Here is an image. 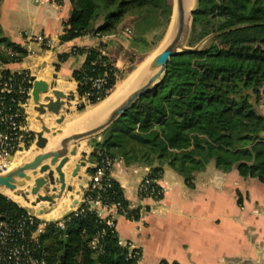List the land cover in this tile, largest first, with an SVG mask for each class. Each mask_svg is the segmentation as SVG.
Returning <instances> with one entry per match:
<instances>
[{
	"label": "trees",
	"instance_id": "trees-1",
	"mask_svg": "<svg viewBox=\"0 0 264 264\" xmlns=\"http://www.w3.org/2000/svg\"><path fill=\"white\" fill-rule=\"evenodd\" d=\"M70 3L71 15L61 42L112 34L127 23L138 39L146 40L149 32L156 33L158 27L164 30L171 17L168 0ZM159 20H163L161 25ZM216 32L221 33L213 36ZM10 45V53L0 51V65L21 61L28 53L21 45ZM188 45L194 48L171 57L160 84L142 94L101 133L91 159L98 161L106 154L127 163L140 162L151 167L152 178H159L168 165L189 185L194 174L213 161L223 171L237 166L241 176L264 183V0H196ZM105 48L104 43L77 48L86 59L73 71V77L80 98L88 96L78 105L79 110L106 99L125 75L103 53ZM59 56L64 60L68 55ZM105 74L108 82L97 90L93 80ZM24 84L31 86L28 80ZM21 120L24 122V116ZM94 169H89L91 174ZM99 195L104 203L120 202L121 209L139 217V210L129 208L113 178L104 191L87 188L84 192L87 199ZM26 213L25 207L0 192V220L16 223ZM61 222L63 227L58 222L47 223L38 236L35 253L47 264H138L129 257L128 248L118 244L117 232L88 203L82 202ZM40 224L36 218L27 235L36 233ZM97 236L99 244L94 247L92 241Z\"/></svg>",
	"mask_w": 264,
	"mask_h": 264
},
{
	"label": "crops",
	"instance_id": "crops-1",
	"mask_svg": "<svg viewBox=\"0 0 264 264\" xmlns=\"http://www.w3.org/2000/svg\"><path fill=\"white\" fill-rule=\"evenodd\" d=\"M71 10L70 0H63L62 3L56 0H42L40 3L34 0H0V51L10 53V44L21 45L28 51L21 61L0 65L10 72L24 75L31 83L29 97L20 109L25 119V133L29 137L33 135V138L28 146L22 145L15 153L16 161L35 146L34 132L41 130L42 126L31 95L35 80L46 81L51 88L50 95L53 90H59L69 97L67 111L63 110L64 122L57 123V116L47 113L42 116L45 123L69 131L66 125L73 120L78 117L89 119L86 127L77 130L80 131L89 127L100 116L101 110L115 105L124 96L127 91L120 93L111 104H106L105 109H100V105L137 70L126 76L127 72L123 70L127 64L133 63L136 57L144 55L149 49L147 42L154 32H149L146 40L138 39L130 23L112 34L84 35L61 42L60 36ZM27 33L48 37L55 46L46 48L42 42L29 39ZM101 43L106 45L104 52L125 75L106 99L79 110L78 105L82 101L73 71L84 64L86 54L77 51V48L97 47ZM63 53L68 56L60 60L59 55ZM100 135L81 141L78 153L70 155V161L63 168L68 189L62 197H55L52 205L47 201L32 205L22 197H12L41 220L36 232L38 236L47 223H60L63 217L80 207L91 180L89 169L94 168L97 162L90 155ZM28 159L14 162L13 166ZM80 160H85L86 164L81 165L77 175L73 176L72 171ZM150 168L140 162L127 163L119 158L111 173L129 204L139 210L137 220L122 215L116 218L118 236L132 240L140 248L139 264H161L163 261L167 264H264L263 182L256 177L241 176L237 166L226 172L211 161L204 170L194 174L189 185L174 168L165 165L158 180L163 189L162 198H140L139 184ZM42 175L33 176L27 185H33L34 178ZM56 187L57 190L51 191V194L59 192L60 184L57 183ZM40 193L45 192L41 190ZM29 197L32 201L36 195L30 194Z\"/></svg>",
	"mask_w": 264,
	"mask_h": 264
},
{
	"label": "water",
	"instance_id": "water-1",
	"mask_svg": "<svg viewBox=\"0 0 264 264\" xmlns=\"http://www.w3.org/2000/svg\"><path fill=\"white\" fill-rule=\"evenodd\" d=\"M187 9L186 0H174L172 21L168 29L171 40L146 65L136 70L139 71L138 83L128 89L115 105L104 111L101 110L100 116L89 127L62 138L54 143L51 148H48L50 137L61 134L63 129L48 126L42 116L47 113L54 114L57 116L56 122L62 124L65 119L63 110L67 111L66 105L69 97L59 90H53L52 95H50V85L46 81L35 80L31 95L36 104L35 109L39 113L38 119L42 123L41 130L34 132V144L38 152L27 161L14 165L5 173H0V188L9 191L14 196L22 197L32 205H36L40 201H47L52 205L55 202V197H62L68 189L63 168L70 161V155L78 153V144L85 139L101 134L119 116L124 114L142 94L157 87L164 78L171 57L193 49L187 46L193 9L190 10L189 17H187ZM220 33L216 32L212 35L216 36ZM42 94H44L43 97ZM85 164V160L76 163L72 175L76 176L80 166ZM38 173L43 175L35 177L33 185H27V182L32 181L33 176ZM57 183L60 184L59 192L51 194V191L57 190ZM24 187L27 188L22 189ZM41 190L45 193H40ZM5 191L0 190L1 193L8 195ZM30 194L36 195L35 200L31 201ZM9 197L12 198V196ZM12 199L18 202V200ZM76 203L78 202L76 201Z\"/></svg>",
	"mask_w": 264,
	"mask_h": 264
},
{
	"label": "built area",
	"instance_id": "built-area-1",
	"mask_svg": "<svg viewBox=\"0 0 264 264\" xmlns=\"http://www.w3.org/2000/svg\"><path fill=\"white\" fill-rule=\"evenodd\" d=\"M34 2L40 3L42 0H34ZM27 36L31 40L42 42L46 48L55 46L52 39L43 35L27 33ZM103 53H105L104 50ZM4 70L3 67H0V173L10 170L14 164L15 153L20 150L22 145L28 146L30 143V137L25 133V127L21 120L23 114L20 109L30 94V87L24 84L28 79L26 77L20 78L18 74L10 71L5 73ZM107 82L108 78L105 74L96 77L93 80V86L100 90ZM87 97V95L83 96L81 101L86 102ZM118 160L119 158L110 155H102L95 164L88 188L104 191L112 180V168ZM159 178H152L149 172L147 173L139 184L140 198L148 196L158 199L162 195L163 189L158 183ZM145 193H148L147 196ZM82 202L88 203L90 208L94 209L113 231H116V218L118 216L122 215L130 220L139 218L133 214L129 215L126 209H121L120 202L104 203L102 195L94 199H87L83 194ZM129 208H132L130 204ZM35 221L36 216L28 210L26 215L16 223L0 220L1 263L14 261L15 264H47L44 258L35 253L38 249V235L36 233L31 236L27 235L28 226L33 225ZM59 225L63 227V222H60ZM92 243L96 247L99 244V237H95ZM118 244L127 247L129 257L135 258L139 264L142 253L132 240L119 237ZM161 264L167 263L163 261Z\"/></svg>",
	"mask_w": 264,
	"mask_h": 264
},
{
	"label": "bare ground",
	"instance_id": "bare-ground-1",
	"mask_svg": "<svg viewBox=\"0 0 264 264\" xmlns=\"http://www.w3.org/2000/svg\"><path fill=\"white\" fill-rule=\"evenodd\" d=\"M186 3L188 5V9H187V17H189V12L190 10L192 9L193 7V4H194V0H186ZM171 40V37H170V30L168 31V33L166 34V40H165V43L164 45L162 46V48ZM161 48V49H162ZM160 49V50H161ZM148 63V61H145L141 66L143 65H146ZM139 73V71H136L134 74H132L129 79H127L124 83H122L118 89H116L115 92H113V94L111 96H109L104 102L103 104L100 105V109H105L106 106L108 104H111L119 95L120 93L124 92V91H127L128 89H130L135 83H138V79H139V76H137ZM107 104V105H106ZM94 113V112H93ZM88 114V113H87ZM95 115V114H94ZM88 118V117H87ZM89 119H84L83 117L79 118V119H76V120H73L72 122H70L68 125H66V128H69L70 130L69 131H64L63 129V132L61 134H58L57 136H54V137H50V141H49V144H48V148H51L53 147L54 143L60 141L62 138L72 134L73 132L81 129V128H84L86 127L87 123H88ZM74 128V129H73ZM73 129V130H71ZM68 130V129H67ZM37 148L36 146H34L33 148H31L28 153L19 161H16V162H21V161H24L30 157H32L33 155H35L37 153ZM14 162H15V158H14ZM1 189V188H0ZM2 191H5L3 189H1ZM5 193H7L9 196H12L13 195L9 192V191H5ZM15 198V197H14Z\"/></svg>",
	"mask_w": 264,
	"mask_h": 264
},
{
	"label": "rangeland",
	"instance_id": "rangeland-1",
	"mask_svg": "<svg viewBox=\"0 0 264 264\" xmlns=\"http://www.w3.org/2000/svg\"><path fill=\"white\" fill-rule=\"evenodd\" d=\"M168 2L171 4V17L170 20L166 26V28L164 30L159 29V27L157 28V32L153 34V36H151L150 40L147 42V51L144 55H139V57H136V59H134L133 63L131 62V64H127V66L124 68V72L126 73V76H129V74L134 70V69H138L139 67H142L141 65L145 62V61H150V59L157 54L160 49L162 48V46L165 43L166 40V34L168 32L170 23L172 21V12H173V8H174V0H168ZM196 8V0H194V4H193V11ZM192 19H193V13H192ZM163 23V20H159V24L161 25ZM191 25H192V20H191ZM191 25H190V29H191ZM190 34V33H189ZM219 35V34H218ZM217 36V35H216ZM189 38V36H188ZM187 46L190 48H194L188 45V39H187ZM145 58V59H144ZM128 70L129 71L128 73ZM126 78V77H125ZM121 82V80H119V82L117 83V85ZM261 111H264V108H261ZM81 117H78L77 119H79ZM76 120V119H75ZM68 130H70L69 128H66ZM16 162V160H15ZM1 190V189H0ZM2 191V190H1ZM12 194V193H11ZM13 197H15L13 195Z\"/></svg>",
	"mask_w": 264,
	"mask_h": 264
}]
</instances>
